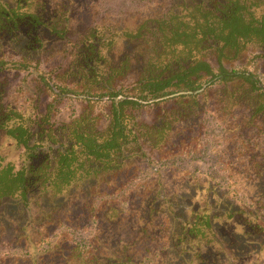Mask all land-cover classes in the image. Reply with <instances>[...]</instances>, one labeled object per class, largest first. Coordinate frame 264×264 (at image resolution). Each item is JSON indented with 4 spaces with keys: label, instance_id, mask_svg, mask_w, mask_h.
I'll return each mask as SVG.
<instances>
[{
    "label": "trees",
    "instance_id": "trees-1",
    "mask_svg": "<svg viewBox=\"0 0 264 264\" xmlns=\"http://www.w3.org/2000/svg\"><path fill=\"white\" fill-rule=\"evenodd\" d=\"M72 2L51 14L48 0H0V204L15 199L28 208L93 183L116 213L135 188L115 180L130 164L159 175L169 160L201 156L207 134L228 194L238 195L240 173L264 180V0H183L107 38L96 27L74 30ZM45 32L66 42L71 60L61 71H43L34 58ZM116 36L135 44L138 70L130 57L114 64L105 54ZM12 71L39 82L26 110L3 99L2 78ZM64 101L83 103L67 122L53 118ZM207 115L218 133H207ZM207 197L183 234L212 232L211 215L194 213L212 210ZM238 211L227 204L217 212ZM253 225L264 229V221Z\"/></svg>",
    "mask_w": 264,
    "mask_h": 264
},
{
    "label": "rangeland",
    "instance_id": "rangeland-1",
    "mask_svg": "<svg viewBox=\"0 0 264 264\" xmlns=\"http://www.w3.org/2000/svg\"><path fill=\"white\" fill-rule=\"evenodd\" d=\"M60 1L48 0L51 14ZM182 2L73 0L67 14L79 34L96 27L100 38H107L168 9L177 10ZM44 36L45 48L33 51L38 55L34 58L40 60L43 71H61L71 60L66 42L48 32ZM136 49L116 36L105 54L114 64L130 57L138 70ZM25 74L12 71L2 78L6 83L3 99L20 110L27 109L34 98L33 86L39 84L35 74ZM131 81L127 77L123 84ZM82 106V102H61L53 118L67 122ZM205 121L207 133L219 132L209 115ZM211 138L206 135L201 156L169 160L159 175L142 164H130L115 180H129L135 188L126 203H116V213L107 209L108 200L94 193L93 183L72 188L63 196L30 201L28 208L18 200H4L0 204V264H264V229L253 225L264 221V180L240 173L241 184L235 186L238 195L228 194V179L221 177L215 165ZM260 138L263 142L264 137ZM205 195L212 210L194 213L211 215L212 232L205 238L183 234L182 223L192 209L204 204ZM227 204L233 211L238 208V214L224 218L223 212H217ZM252 213L261 218L255 219Z\"/></svg>",
    "mask_w": 264,
    "mask_h": 264
}]
</instances>
